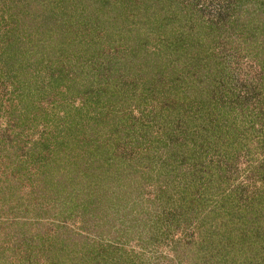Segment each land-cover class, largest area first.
Masks as SVG:
<instances>
[{
    "label": "rangeland",
    "instance_id": "rangeland-1",
    "mask_svg": "<svg viewBox=\"0 0 264 264\" xmlns=\"http://www.w3.org/2000/svg\"><path fill=\"white\" fill-rule=\"evenodd\" d=\"M0 264H264V0H0Z\"/></svg>",
    "mask_w": 264,
    "mask_h": 264
},
{
    "label": "trees",
    "instance_id": "trees-1",
    "mask_svg": "<svg viewBox=\"0 0 264 264\" xmlns=\"http://www.w3.org/2000/svg\"><path fill=\"white\" fill-rule=\"evenodd\" d=\"M28 78V77H27ZM30 80V78H28V81ZM31 82V81H30ZM103 252V251H102Z\"/></svg>",
    "mask_w": 264,
    "mask_h": 264
}]
</instances>
